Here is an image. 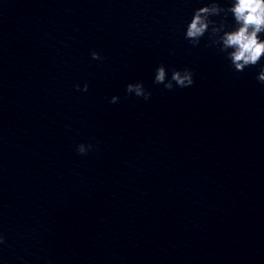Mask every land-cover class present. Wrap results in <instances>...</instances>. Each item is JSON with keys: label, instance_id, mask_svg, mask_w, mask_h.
I'll list each match as a JSON object with an SVG mask.
<instances>
[{"label": "water", "instance_id": "95a60500", "mask_svg": "<svg viewBox=\"0 0 264 264\" xmlns=\"http://www.w3.org/2000/svg\"><path fill=\"white\" fill-rule=\"evenodd\" d=\"M205 3L139 0L0 74V264H264V59L185 39Z\"/></svg>", "mask_w": 264, "mask_h": 264}, {"label": "clouds", "instance_id": "9594fccd", "mask_svg": "<svg viewBox=\"0 0 264 264\" xmlns=\"http://www.w3.org/2000/svg\"><path fill=\"white\" fill-rule=\"evenodd\" d=\"M229 6L222 7L221 0H206V3L194 9L191 20L186 25L185 39L194 47L200 44L201 38L209 33L211 41L208 46H218V51L223 53L230 62L232 68L237 72H243L245 68L254 67L264 59V0H228ZM223 17L231 15L233 25L228 26L221 19L219 23L213 17ZM93 60H101V55L91 52ZM257 80L264 84V65L261 66L257 75ZM194 74L189 68L172 69L171 77H168V70L161 64L155 70L154 83L162 84L167 90L175 87L187 88L194 84ZM78 91H87L88 84L85 83L81 89L80 85H75ZM128 94H135L148 100L151 92L147 91L142 82L129 83L126 86ZM119 101L118 96H112L110 103ZM92 144L77 145V152L86 155L93 149ZM3 236L0 235V244H3Z\"/></svg>", "mask_w": 264, "mask_h": 264}]
</instances>
